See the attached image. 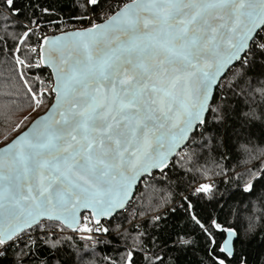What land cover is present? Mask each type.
<instances>
[{
	"label": "snow or ice",
	"instance_id": "6c2138e0",
	"mask_svg": "<svg viewBox=\"0 0 264 264\" xmlns=\"http://www.w3.org/2000/svg\"><path fill=\"white\" fill-rule=\"evenodd\" d=\"M0 60V264H85L129 217L122 264H264V0H0ZM154 170L181 191L141 223Z\"/></svg>",
	"mask_w": 264,
	"mask_h": 264
},
{
	"label": "trees",
	"instance_id": "16d2710c",
	"mask_svg": "<svg viewBox=\"0 0 264 264\" xmlns=\"http://www.w3.org/2000/svg\"><path fill=\"white\" fill-rule=\"evenodd\" d=\"M11 71V65H5L0 60V104L5 102L7 93H11L19 88V85L11 75ZM12 135L14 133H11V126L5 125L0 120V146L6 143L4 140L5 136L11 139ZM201 164H206L207 167H214L211 160L206 162L201 161ZM154 176L155 179L146 177L140 182L133 198L135 203L133 212L135 213L138 209L142 213H147V215L137 217L141 223H146L149 216L157 209L163 211L166 202H178L177 197L180 195L181 190L174 183L170 184L160 173H155ZM197 178L199 177L197 176ZM131 220L132 218L129 217L128 220L123 222L124 227L129 229L131 233L130 235L126 234L127 239L116 234L106 238V242L95 245L94 254L90 256L85 264H112L113 261H116L117 264H122L121 258L126 255L127 251L133 250L129 246L133 244L134 238H137V228L135 227L137 221L129 223ZM102 223L107 225L106 221ZM139 231H143V228H140Z\"/></svg>",
	"mask_w": 264,
	"mask_h": 264
},
{
	"label": "water",
	"instance_id": "95a60500",
	"mask_svg": "<svg viewBox=\"0 0 264 264\" xmlns=\"http://www.w3.org/2000/svg\"><path fill=\"white\" fill-rule=\"evenodd\" d=\"M1 147H2V146H1ZM155 173H159V172L154 170V174H155ZM144 178H146V177H144ZM144 178H142L141 180H139V181L137 182V185H136V188H135V193H136V191H137V188H138L140 182H141ZM133 198H134V197H133ZM102 222H104L103 219H102Z\"/></svg>",
	"mask_w": 264,
	"mask_h": 264
},
{
	"label": "built area",
	"instance_id": "2783aa9c",
	"mask_svg": "<svg viewBox=\"0 0 264 264\" xmlns=\"http://www.w3.org/2000/svg\"><path fill=\"white\" fill-rule=\"evenodd\" d=\"M57 34H59V33H57ZM97 237H99V234H97Z\"/></svg>",
	"mask_w": 264,
	"mask_h": 264
},
{
	"label": "rangeland",
	"instance_id": "374dc122",
	"mask_svg": "<svg viewBox=\"0 0 264 264\" xmlns=\"http://www.w3.org/2000/svg\"><path fill=\"white\" fill-rule=\"evenodd\" d=\"M3 145H4V144H3ZM3 145H1V146H3ZM1 146H0V147H1Z\"/></svg>",
	"mask_w": 264,
	"mask_h": 264
}]
</instances>
